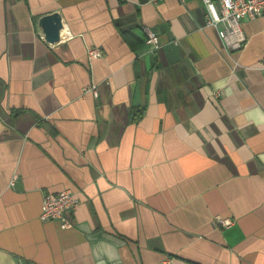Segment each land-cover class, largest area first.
Listing matches in <instances>:
<instances>
[{
    "label": "crops",
    "instance_id": "obj_1",
    "mask_svg": "<svg viewBox=\"0 0 264 264\" xmlns=\"http://www.w3.org/2000/svg\"><path fill=\"white\" fill-rule=\"evenodd\" d=\"M206 21L201 0H0V264H264V22L231 52ZM64 189L70 228L39 219Z\"/></svg>",
    "mask_w": 264,
    "mask_h": 264
},
{
    "label": "built area",
    "instance_id": "obj_2",
    "mask_svg": "<svg viewBox=\"0 0 264 264\" xmlns=\"http://www.w3.org/2000/svg\"><path fill=\"white\" fill-rule=\"evenodd\" d=\"M201 2L206 9L207 24L216 28L218 37L227 51H239L246 45L243 21L260 18L264 22V0H201ZM142 32L144 43L153 50L160 48V39L155 32L146 26L142 27ZM69 36H64L60 32L58 41L54 43ZM86 54L88 59H94L101 56V51L97 47H89ZM89 89L96 95L95 85ZM78 204L79 200L70 189L46 193L42 198L39 219L43 222L56 221L63 228H70L72 227L70 214ZM215 221L224 227L232 223L229 218L216 217ZM165 264H169V261Z\"/></svg>",
    "mask_w": 264,
    "mask_h": 264
},
{
    "label": "water",
    "instance_id": "obj_3",
    "mask_svg": "<svg viewBox=\"0 0 264 264\" xmlns=\"http://www.w3.org/2000/svg\"><path fill=\"white\" fill-rule=\"evenodd\" d=\"M38 25L44 34V39L49 42H56L59 39L62 21L58 13L53 12L39 18Z\"/></svg>",
    "mask_w": 264,
    "mask_h": 264
}]
</instances>
